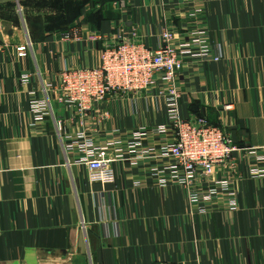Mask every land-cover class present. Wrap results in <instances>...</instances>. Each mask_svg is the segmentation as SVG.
<instances>
[{"label": "crops", "instance_id": "0c3cea01", "mask_svg": "<svg viewBox=\"0 0 264 264\" xmlns=\"http://www.w3.org/2000/svg\"><path fill=\"white\" fill-rule=\"evenodd\" d=\"M113 1H86L71 22L102 40L69 43L54 6L81 0L0 4V264H264V0H131L126 13ZM165 27L179 42L205 34L220 56L185 59L181 115L221 126L237 147L196 182L228 181L237 210L221 194L202 211L170 180L163 148L175 135L154 132L169 126L155 93L114 92L83 115L49 91V114L35 121L33 102L47 99L43 87H57L63 69L96 67L103 49L122 42L158 49ZM141 129L140 149L150 152L136 160L128 144ZM80 134L106 149L107 180L68 149Z\"/></svg>", "mask_w": 264, "mask_h": 264}, {"label": "built area", "instance_id": "2783aa9c", "mask_svg": "<svg viewBox=\"0 0 264 264\" xmlns=\"http://www.w3.org/2000/svg\"><path fill=\"white\" fill-rule=\"evenodd\" d=\"M112 6L121 13H126L131 6V0H114ZM59 34L61 39L68 43L103 39L98 34H86L81 23L74 24L68 31ZM194 36L191 41L179 42L176 33L165 27L160 35L158 49L143 43L122 42L103 49L100 65L96 67L63 69L57 87H43L47 99L33 102L35 121L40 122L49 114V91L57 95V103L83 115L104 102L114 92L123 95L155 93L154 95L164 102L169 126H162L154 132L164 134L170 129L175 135V141L163 148V156L173 160L167 168L170 180L182 186L188 193L190 204L202 206V211H206V205L213 204L221 194L228 196L231 210H237L235 194L231 192L228 181H217L207 189L198 188L196 183L200 176L211 178L217 167L229 161L237 147L221 126L209 124L204 118L190 120L181 115L182 95L178 79L184 70L185 59L202 63L220 61V56L211 55L205 34ZM18 53L20 57H26L27 47L18 48ZM234 109V105L224 107L225 111ZM57 127L61 129L62 124L57 123ZM145 135V130L141 129L132 135L128 144V150L136 160L144 158L150 152L140 149V141ZM73 148H77L80 153L78 164L86 166L93 176L100 180L110 177L112 160L106 157L105 148L96 147L84 134H80L70 143L68 149ZM250 153L253 158L257 159L259 156L256 149ZM117 158H123V155L120 153ZM258 159L264 160V157ZM261 173L256 170L253 174ZM161 184L165 186L167 180L162 179Z\"/></svg>", "mask_w": 264, "mask_h": 264}, {"label": "trees", "instance_id": "16d2710c", "mask_svg": "<svg viewBox=\"0 0 264 264\" xmlns=\"http://www.w3.org/2000/svg\"><path fill=\"white\" fill-rule=\"evenodd\" d=\"M81 1H82L81 5H73L70 3L69 4L66 3V4H61L57 7L56 5L54 6L55 8L63 9L62 16H57L53 20L55 28L66 26V28H62V30L60 31V32H66L74 25V24H71V22L79 18L80 10L83 9L84 7L83 4L86 1H88L89 3L91 0H81ZM95 1L106 2L107 0H95ZM8 4H13V3H8Z\"/></svg>", "mask_w": 264, "mask_h": 264}, {"label": "water", "instance_id": "95a60500", "mask_svg": "<svg viewBox=\"0 0 264 264\" xmlns=\"http://www.w3.org/2000/svg\"><path fill=\"white\" fill-rule=\"evenodd\" d=\"M22 1H26V0H3V1H0V4H6V3H20V2H22Z\"/></svg>", "mask_w": 264, "mask_h": 264}]
</instances>
